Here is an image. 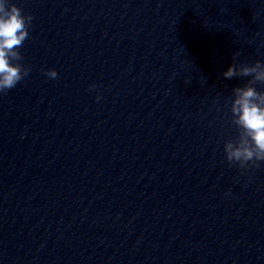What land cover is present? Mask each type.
<instances>
[{"label": "clouds", "instance_id": "1", "mask_svg": "<svg viewBox=\"0 0 264 264\" xmlns=\"http://www.w3.org/2000/svg\"><path fill=\"white\" fill-rule=\"evenodd\" d=\"M32 21L31 14H25L10 0H0V94L15 88L31 71L21 63L24 57L19 49L29 38ZM238 56V52L234 53L233 61ZM44 74L50 79L58 77L54 69L45 70ZM222 75L225 79L250 77L245 84L232 90L231 124L238 135L224 142L226 161L230 166L238 167L243 174L264 162V91L256 88L257 84L264 85V63L233 62ZM96 88L97 85H90V90ZM96 99L99 101L101 96L97 95Z\"/></svg>", "mask_w": 264, "mask_h": 264}, {"label": "water", "instance_id": "2", "mask_svg": "<svg viewBox=\"0 0 264 264\" xmlns=\"http://www.w3.org/2000/svg\"><path fill=\"white\" fill-rule=\"evenodd\" d=\"M0 264H85L35 248L0 240Z\"/></svg>", "mask_w": 264, "mask_h": 264}]
</instances>
